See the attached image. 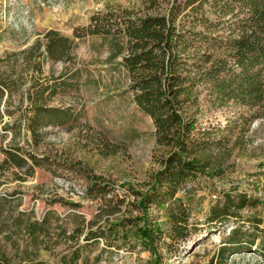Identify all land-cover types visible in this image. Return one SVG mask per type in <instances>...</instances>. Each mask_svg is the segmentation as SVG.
Masks as SVG:
<instances>
[{
	"label": "trees",
	"instance_id": "trees-1",
	"mask_svg": "<svg viewBox=\"0 0 264 264\" xmlns=\"http://www.w3.org/2000/svg\"><path fill=\"white\" fill-rule=\"evenodd\" d=\"M87 38L110 42L108 61L122 60L128 88L139 109L153 120L157 148L163 151L162 169L153 184L146 192L134 191L141 199L138 208L143 217L135 220L144 222L141 235L152 248L155 246L161 229L152 225L148 215L149 208L157 205L168 207L170 237L185 240L190 233L191 214L177 196L190 183L221 175L213 164L214 153L227 144L225 129L200 124L203 102H233L264 111V0H175L168 14L146 16L108 8L95 13L89 26L75 29L72 38L50 30L30 48L0 58V136L14 132L9 149L2 150L6 158L0 163V189L11 170H26L27 178L17 179L25 182L43 167L42 161L25 152L18 142V131L25 123L33 133L35 146H39L43 129L59 119V125L68 123L69 110L51 107L50 103L74 87L78 72L68 69L58 77L46 75L45 64L72 63L78 41ZM25 98L29 106H25ZM11 103L16 104V110H9ZM17 110L22 111V117L16 118ZM7 116L11 122H6ZM234 191L221 192L222 198L207 216L209 232L235 222L209 264H228L232 256L252 252L254 247L264 258V219L252 216L242 220L247 208H258L262 202ZM109 193L95 183L87 196L104 197L99 210L110 215L124 201L112 206L114 199H106ZM7 200L0 193V202ZM61 221L52 211L42 221L19 213L7 231L6 226L0 228V264H46L39 260L40 252L50 251L55 238L70 245L69 254L62 256L64 264H89L86 245L80 243L85 227L77 225L69 232ZM241 221L249 227L241 226ZM95 226L94 222L89 224L85 242L107 240L114 234L113 228L107 231L99 226L95 230ZM22 236H27L28 245H22ZM101 259L102 255L95 263Z\"/></svg>",
	"mask_w": 264,
	"mask_h": 264
},
{
	"label": "rangeland",
	"instance_id": "rangeland-1",
	"mask_svg": "<svg viewBox=\"0 0 264 264\" xmlns=\"http://www.w3.org/2000/svg\"><path fill=\"white\" fill-rule=\"evenodd\" d=\"M174 2L0 0V58L6 59L30 48L50 30L72 38L75 29L89 26L95 13L108 8L128 9L140 16L165 15ZM78 42L72 63L45 64L46 75L58 77L68 69L78 72L74 87L50 103L51 107L69 110L68 123L59 125V119L43 129L39 146H35L33 133L25 123L18 131V142L25 152L38 157L43 167L37 168L25 182L17 179L18 176L27 178L26 170L13 169L4 177L0 193L8 200L0 202V228L6 226L7 231L19 213L42 221L52 211L69 232L77 225L85 227L80 243L86 245L84 253L91 259L89 264H96V258L101 255L99 264H209L235 226L232 222L209 232L205 225L211 208L222 198L221 192L236 189L234 192L260 200L258 208L243 212L242 220L252 216L264 219V111L233 102L226 105L203 102L198 117L200 124L226 130V147L215 152L213 159L219 170L214 169L222 173L190 183L178 194L177 198L191 214L190 233L185 240L174 241L170 237L168 207L149 208L152 225L161 229L152 248L141 235L144 222L135 221L143 217V212L138 208L141 199L134 191L146 192L162 169L163 151L157 148L154 122L135 103L128 88V74L120 65L122 60L108 61L110 42L102 38ZM24 103L29 106L27 98ZM9 110H16V104L11 103ZM16 112V118L22 117V111ZM11 121L7 116L6 122ZM4 134L5 137L0 136V163L6 158L2 150L9 149L14 138L13 131ZM95 183L110 192L106 199H114L112 206L124 201L114 214L100 213L99 208L105 203L100 195L93 194L91 198L72 195L82 191L90 194ZM70 203L80 207L74 208ZM93 222L95 230L99 226L107 231L113 228L112 237L85 242L88 226ZM239 224L249 227L246 221ZM19 240L22 245H28L27 236ZM56 241L55 238L50 251L41 250L40 261L64 264L62 256L69 254L70 245L64 240L56 245ZM228 264H264V258L254 247L252 252L232 256Z\"/></svg>",
	"mask_w": 264,
	"mask_h": 264
},
{
	"label": "built area",
	"instance_id": "built-area-1",
	"mask_svg": "<svg viewBox=\"0 0 264 264\" xmlns=\"http://www.w3.org/2000/svg\"><path fill=\"white\" fill-rule=\"evenodd\" d=\"M75 198H85L87 196V191L76 192L72 194Z\"/></svg>",
	"mask_w": 264,
	"mask_h": 264
}]
</instances>
